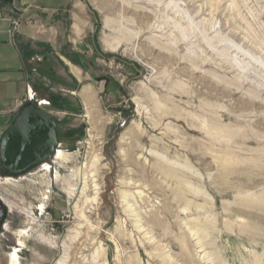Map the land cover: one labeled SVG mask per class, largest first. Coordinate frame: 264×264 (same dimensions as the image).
<instances>
[{"label": "rangeland", "instance_id": "374dc122", "mask_svg": "<svg viewBox=\"0 0 264 264\" xmlns=\"http://www.w3.org/2000/svg\"><path fill=\"white\" fill-rule=\"evenodd\" d=\"M74 2L90 75L0 178V264H264V0Z\"/></svg>", "mask_w": 264, "mask_h": 264}, {"label": "crops", "instance_id": "0c3cea01", "mask_svg": "<svg viewBox=\"0 0 264 264\" xmlns=\"http://www.w3.org/2000/svg\"><path fill=\"white\" fill-rule=\"evenodd\" d=\"M74 3L0 0V136L28 100V89L35 93L33 100L65 110L58 91H73L75 82L90 75L85 63L89 34L75 28ZM84 91L81 97L89 106L90 90Z\"/></svg>", "mask_w": 264, "mask_h": 264}, {"label": "water", "instance_id": "95a60500", "mask_svg": "<svg viewBox=\"0 0 264 264\" xmlns=\"http://www.w3.org/2000/svg\"><path fill=\"white\" fill-rule=\"evenodd\" d=\"M60 147L56 117L35 100H27L0 136V177L28 174ZM0 198V232L8 215Z\"/></svg>", "mask_w": 264, "mask_h": 264}, {"label": "bare ground", "instance_id": "6f19581e", "mask_svg": "<svg viewBox=\"0 0 264 264\" xmlns=\"http://www.w3.org/2000/svg\"><path fill=\"white\" fill-rule=\"evenodd\" d=\"M86 94H87V98H88V100H89V105H91L92 104V94L89 92V91H86ZM60 139V138H59ZM59 152V151H58ZM56 153H57V151H56ZM55 153V154H56ZM55 154H54V156H55ZM7 178V177H6ZM11 178H14V177H11ZM1 181V180H0ZM87 186V185H86ZM1 194V193H0ZM1 199H3L2 201L4 202V204L6 203V204H10V202L8 201V199L5 197V196H3V195H1V197H0ZM12 254H18L19 255V253H17V252H14V253H12ZM19 257H20V255H19ZM17 262V261H16ZM15 262V263H16ZM59 264H63V261H61Z\"/></svg>", "mask_w": 264, "mask_h": 264}, {"label": "built area", "instance_id": "2783aa9c", "mask_svg": "<svg viewBox=\"0 0 264 264\" xmlns=\"http://www.w3.org/2000/svg\"><path fill=\"white\" fill-rule=\"evenodd\" d=\"M27 96H28V100H33L35 98V93H33V91L31 89H28V93H27ZM40 105H43V104H46L47 102L46 101H41V102H38ZM57 152H58V149H57ZM2 178V177H0ZM17 253H19V250L16 251Z\"/></svg>", "mask_w": 264, "mask_h": 264}]
</instances>
